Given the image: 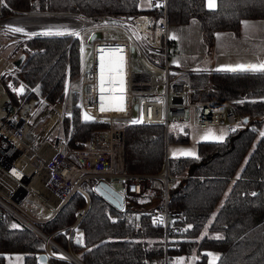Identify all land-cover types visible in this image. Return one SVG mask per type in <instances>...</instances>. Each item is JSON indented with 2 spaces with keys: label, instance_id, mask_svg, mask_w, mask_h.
<instances>
[{
  "label": "trees",
  "instance_id": "16d2710c",
  "mask_svg": "<svg viewBox=\"0 0 264 264\" xmlns=\"http://www.w3.org/2000/svg\"><path fill=\"white\" fill-rule=\"evenodd\" d=\"M3 11L70 10L84 14L108 13L129 17L149 11L139 0H4ZM214 10L204 0H167L170 24L199 23L206 51L210 53L214 33L230 30L238 34L243 18H264V0H216ZM22 61L11 86L0 79L6 98L18 105L42 95L53 102L61 98L68 67L75 75L79 66L78 41L73 35H13ZM16 55V56H17ZM191 100L230 99L241 116L234 131L223 142L197 141L199 159L185 156L165 158L160 124H129L124 132V169L131 173H157L166 163L169 175L167 204L185 215L182 231L170 234L166 252L178 254L186 263L191 254L196 263L205 261V250L216 251V264H264V74L221 70L191 71L188 74ZM23 86L22 92L16 89ZM110 85L106 84L108 91ZM112 87V86H111ZM109 92V91H108ZM246 117V121L242 117ZM104 122L85 121L78 109L64 120L68 145L83 146L89 132ZM185 143L187 132H169L167 141ZM95 177L75 190L49 218L35 226L63 249H70L82 264H163V228L154 223L150 211L154 198L126 196L117 208L94 191ZM256 193V195H252ZM71 228L78 210L84 209ZM6 214L0 221V264L3 253L20 251L23 264H41L37 256L46 252L44 239ZM17 225L18 227H12ZM192 225V228H188ZM207 226V227H206ZM75 229L84 243L74 244ZM187 229V230H185ZM206 233V235H204ZM219 235L221 239L215 237ZM54 249V248H52ZM47 264H71L63 258L46 256Z\"/></svg>",
  "mask_w": 264,
  "mask_h": 264
},
{
  "label": "built area",
  "instance_id": "2783aa9c",
  "mask_svg": "<svg viewBox=\"0 0 264 264\" xmlns=\"http://www.w3.org/2000/svg\"><path fill=\"white\" fill-rule=\"evenodd\" d=\"M143 1L149 11L127 18L108 13L84 14L70 10H15L4 13L5 2L0 4L1 40L13 35H21V38L31 36V33L11 32L10 27H21L26 32L30 28H53L54 34L76 32L78 35L74 37L77 38L79 48L78 71L70 75L66 67L62 95L58 100L50 102L37 94L33 99L20 100L18 105L11 104L0 81V94L5 96L0 103V221L9 214L33 230L36 227L34 221L51 217L73 191L77 190L87 196L80 186L83 179L101 178L111 186L121 183L123 199L135 196L157 200L150 214L153 222L163 228V264H176L180 256L175 254L169 258L166 245L170 234L182 231L181 222L185 215L181 209L167 204L169 175L166 163L157 173L127 172L123 162L125 128L132 124L133 119L142 120V123H137L142 125L160 124L166 148L168 133L184 132L187 124L192 123L198 127L221 124L226 132H231L238 127L241 116L235 111L230 99L189 98L188 74L195 69L178 68L169 60L171 55L181 56L183 50L167 34V0ZM157 4L160 6L156 7ZM45 12L56 13L55 24L49 23L46 27L28 25L25 19L28 13ZM32 17H28V20ZM99 24H110L116 28H111L109 34L91 36L92 32L99 31L93 30ZM88 29L91 31L87 40L89 46L86 47L82 32ZM1 40L0 79L4 77L11 85L13 78L18 79L15 72L17 65L14 64V58L2 53L4 44ZM131 42L135 43L143 57V69L133 66L134 46ZM115 46L123 49L124 56L123 110L100 111L99 49ZM105 95L121 94L105 91ZM29 102L32 104L22 108ZM73 108L78 109L83 118L87 113L94 118L91 121L107 124L105 128L92 129L83 146L68 145L69 133L65 131L64 120L71 117ZM42 118L43 122L34 130L33 127ZM173 125L178 127L174 128ZM13 169L19 175H13ZM28 195L38 199L31 210L25 207ZM44 206L50 211L47 216L42 215ZM84 210H78L71 227L75 226ZM36 229L34 231L44 239L47 248L51 246L60 252V258L80 264L69 248H61L50 235ZM47 253L52 255L49 250Z\"/></svg>",
  "mask_w": 264,
  "mask_h": 264
},
{
  "label": "crops",
  "instance_id": "0c3cea01",
  "mask_svg": "<svg viewBox=\"0 0 264 264\" xmlns=\"http://www.w3.org/2000/svg\"><path fill=\"white\" fill-rule=\"evenodd\" d=\"M204 3L207 7L206 0ZM242 21H247L250 27L245 28ZM217 33L221 34L220 39L217 38ZM167 34L170 38L175 37L172 39L178 42L183 50V54L177 57V61L189 66L206 62V67L201 68L204 71L218 70L237 64L256 63L258 60L264 59V18L241 19L238 34H234L230 30L216 31L210 53L206 51L199 23L195 18H191L184 24L168 23ZM194 69H198V67ZM47 250L52 253V256L60 258L58 250L48 246V248L46 247V256L48 255ZM204 252L217 254L212 250ZM194 258L196 261V257ZM206 258L202 264L206 263ZM3 264H23V253L20 251L4 252ZM41 264H47V262L44 261Z\"/></svg>",
  "mask_w": 264,
  "mask_h": 264
},
{
  "label": "snow or ice",
  "instance_id": "6c2138e0",
  "mask_svg": "<svg viewBox=\"0 0 264 264\" xmlns=\"http://www.w3.org/2000/svg\"><path fill=\"white\" fill-rule=\"evenodd\" d=\"M0 4H4V0H0ZM207 7L209 9L214 10L217 6L216 0H206ZM6 6V5H5ZM156 7H159L160 5H155ZM245 28L250 27L249 23L247 21L241 22ZM11 32L14 33H20L24 32V29L21 27H10L9 29ZM43 35H53L54 33L51 30L45 31L41 33ZM56 35H64V32H56ZM73 36L78 35L76 32L70 33ZM31 35H36V33H31ZM217 38H221V34L217 33ZM175 38V37H172ZM83 52V49H81ZM100 55H99V91H100V111H106V110H123L122 100L123 96L122 93L124 91V56L122 55L123 49L119 46L115 47H106L99 49ZM175 63V61H174ZM201 69H197V71H200ZM221 71H229V72H253V73H262L264 74V59L258 60L256 63H245V64H237L235 66H229L226 68L218 69ZM107 73V77L105 75ZM110 85L108 91L109 92H119L121 95L118 96H106L105 95V84ZM112 85H116L118 87H111ZM11 86V85H10ZM17 92L23 91V86L21 88L16 89ZM151 114V111L149 110V115ZM85 121H91L94 118L90 116L89 114L85 113L84 115ZM132 124L142 123V120L133 119L131 121ZM173 127H178L177 125H173ZM235 129H232L234 131ZM227 135V132L224 130H221L220 134H216L211 128H208L204 131L203 135L201 136L202 140H212L215 142H223L225 139V136ZM260 136L264 137V131L260 132ZM185 156V157H192L199 159L197 154L192 151L191 149H178L174 150L172 152L173 157L177 156ZM13 175H19V173L16 172L15 169L12 170ZM252 195H256V193H253ZM162 222V219L161 221ZM12 227H18L17 225H13ZM192 225H189L188 228H192ZM207 227V226H206ZM187 230V229H185ZM206 235V233L204 234ZM216 239H221L219 235L215 237ZM77 243L83 244V234H78L77 236ZM205 255L208 257V264H216L217 260H219V255L215 253H205ZM19 259V257H18ZM184 258H178L176 261V264H183Z\"/></svg>",
  "mask_w": 264,
  "mask_h": 264
},
{
  "label": "rangeland",
  "instance_id": "374dc122",
  "mask_svg": "<svg viewBox=\"0 0 264 264\" xmlns=\"http://www.w3.org/2000/svg\"><path fill=\"white\" fill-rule=\"evenodd\" d=\"M139 6L140 7H145L146 6V3L145 1H141L139 0ZM4 12V11H3ZM5 13V12H4ZM39 15V14H38ZM49 18V19H54V16L53 15H47L46 16H34L32 17V19H36V18ZM53 24V22L51 23ZM47 25H30V27H46ZM111 28H116L115 26L113 25H110V24H99L97 27H95L93 30H99L100 32V35L102 36L103 33H107L109 34L110 33V29ZM48 30H51L53 31V28H46V29H35V28H30L29 30L24 31V32H21L19 34H27V33H43L44 31H48ZM92 30V31H93ZM37 31H42V32H37ZM91 29H88V30H84L82 32V36L83 38L86 40L85 42V46L88 47L89 46V42L87 41L88 40V37H89V33H90ZM18 37H21V35H17ZM29 36V35H28ZM28 36H24V37H28ZM15 38L13 36H9L8 39H2L0 38L1 42L4 44L3 47H2V53L4 55H7L11 58H15L16 55L18 54V50L16 48V42L13 41ZM131 44L134 46V64L133 66L135 68H139V69H143L144 68V60H143V57L141 56L140 52H139V49L138 47L135 45V43L131 42ZM169 60L170 62L173 64V65H176L178 68H197L198 69H201V68H205L206 67V62H203L201 64H198L196 66L194 65H184L183 63H180L179 61H177V57L174 58L173 55L169 56ZM175 61V63H174ZM107 77V75H106ZM1 93V91H0ZM5 96L3 94H0V103L4 100ZM31 105L32 102H29V103H26L22 106V108H25L27 105ZM43 118L40 120L39 123H37L33 128L34 130H37L38 127L40 126V124L43 122ZM107 127V124H100L98 126V128H105ZM185 130L187 132V135H188V141L185 142V143H175V142H172L171 140L167 141L166 142V154L169 155V156H172V152L174 150H178V149H191L192 151L196 152V142L197 141H204L201 139V136L203 135L204 131L208 128H211L216 134H220L221 130H224L223 126L221 124H209L205 127H198L196 125H193L192 123L190 124H187L185 125ZM225 131V130H224ZM50 140H52V137L49 138ZM206 141H212V140H206ZM112 186L117 190L119 191L120 193H122L123 191V186L121 183H114L112 184ZM38 202V199L36 197H34L33 195H28L26 197V210H31L33 207L36 206ZM43 216H47L50 211L48 209V207H43ZM12 222L13 223H21L18 219H16L15 217H12L11 218ZM72 228V227H71ZM74 231H75V235L78 236V234H80V231L79 229H75L74 228ZM69 250V249H68ZM196 255L194 254H191L186 263L185 264H197L195 262V258ZM69 262V261H68ZM71 263V262H70ZM71 264H74V263H71ZM200 264V263H198ZM205 264H208V257L206 258V263Z\"/></svg>",
  "mask_w": 264,
  "mask_h": 264
},
{
  "label": "water",
  "instance_id": "95a60500",
  "mask_svg": "<svg viewBox=\"0 0 264 264\" xmlns=\"http://www.w3.org/2000/svg\"><path fill=\"white\" fill-rule=\"evenodd\" d=\"M95 34H100V32L99 31H94V32H92L91 36H93ZM22 57H23L22 54L17 55L14 58V60H13L14 64L15 65H19L21 63V61H22ZM246 119L247 118L245 116L242 117L243 121H246ZM93 189H94L95 192H97L100 196L105 198L108 202H110L115 207L122 208V206L124 204L123 195L119 191H117L113 186H111L107 182H105L103 179L98 178L96 180V182L94 183V185H93ZM33 230L36 231L37 230L36 227L33 228ZM76 241H77V235H74L73 243L76 244V245L79 244ZM37 259L40 262L46 261V253L43 252V253L38 254ZM79 263L82 264L80 261H79Z\"/></svg>",
  "mask_w": 264,
  "mask_h": 264
},
{
  "label": "bare ground",
  "instance_id": "6f19581e",
  "mask_svg": "<svg viewBox=\"0 0 264 264\" xmlns=\"http://www.w3.org/2000/svg\"><path fill=\"white\" fill-rule=\"evenodd\" d=\"M39 14V15H38ZM46 14L47 15H53V16H55L56 15V13H53V12H45V13H28L27 15H26V17H25V19H27V21H28V25L30 26V25H35V24H39L40 26L41 25H47V24H49V23H52L53 22V24H55V22H56V19L54 18V19H49V18H36V19H29L28 20V17H30V16H46ZM31 24H30V23ZM50 25V24H49Z\"/></svg>",
  "mask_w": 264,
  "mask_h": 264
}]
</instances>
